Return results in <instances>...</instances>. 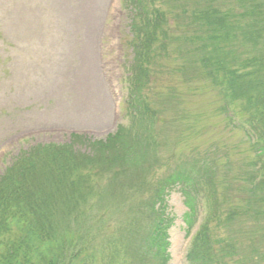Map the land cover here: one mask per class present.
Returning a JSON list of instances; mask_svg holds the SVG:
<instances>
[{
  "label": "trees",
  "instance_id": "1",
  "mask_svg": "<svg viewBox=\"0 0 264 264\" xmlns=\"http://www.w3.org/2000/svg\"><path fill=\"white\" fill-rule=\"evenodd\" d=\"M125 1L134 32L124 101L130 121L105 140L85 138L93 153L75 150L83 136L73 133L72 142L35 146L6 168L0 264H166L174 222L167 197L175 189L188 230L199 209L205 214L188 248L190 264L263 263L264 0H235L239 7L232 0ZM163 59L180 60L193 92L217 90L215 114L246 144L238 149L219 139L220 147L229 161L227 152L238 154L239 166L224 165L221 155L171 154L168 172L149 179L159 151L170 147L158 138L168 124L150 85L156 66L167 67ZM252 219L248 253L236 228Z\"/></svg>",
  "mask_w": 264,
  "mask_h": 264
},
{
  "label": "rangeland",
  "instance_id": "2",
  "mask_svg": "<svg viewBox=\"0 0 264 264\" xmlns=\"http://www.w3.org/2000/svg\"><path fill=\"white\" fill-rule=\"evenodd\" d=\"M130 19V9L121 0H0V176L22 152L35 146L72 142L71 134L77 133L83 139L73 143L75 150L93 153L85 138L105 140L119 124L129 123L120 99L128 92L126 65L132 58L129 40L134 36ZM172 62L163 59L167 67L156 66L150 84L157 107L164 111V125L168 124L166 131H158V138L170 147L159 151L160 161L149 179L168 172L165 158L171 154L175 159L199 152L211 159L221 155L224 165L239 166L235 163L240 156L227 152L229 161L220 147L222 139L227 145H240L238 149L246 144L237 127H224L215 114L220 103L217 90L206 87L193 92L178 70L180 60ZM197 113L203 114L201 121H195ZM169 125L177 131H168ZM167 202L174 216L167 264H189L190 238L181 191H172ZM204 216L199 209L193 230ZM115 219L124 226L120 215ZM254 224L252 219L240 225L241 231L236 228L248 253Z\"/></svg>",
  "mask_w": 264,
  "mask_h": 264
}]
</instances>
